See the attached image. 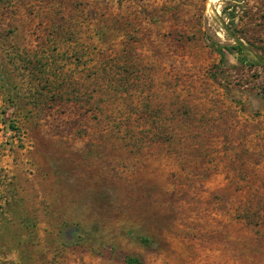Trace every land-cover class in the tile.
<instances>
[{"label":"rangeland","instance_id":"374dc122","mask_svg":"<svg viewBox=\"0 0 264 264\" xmlns=\"http://www.w3.org/2000/svg\"><path fill=\"white\" fill-rule=\"evenodd\" d=\"M130 258L264 264V0H0V264Z\"/></svg>","mask_w":264,"mask_h":264},{"label":"trees","instance_id":"16d2710c","mask_svg":"<svg viewBox=\"0 0 264 264\" xmlns=\"http://www.w3.org/2000/svg\"><path fill=\"white\" fill-rule=\"evenodd\" d=\"M233 49H236V48H233ZM232 48H227V50L228 51H232L233 50ZM222 50V49H221ZM223 57H225V55L223 54ZM128 262H129V264H135L137 261H136V259H132V258H130L129 260H128Z\"/></svg>","mask_w":264,"mask_h":264}]
</instances>
